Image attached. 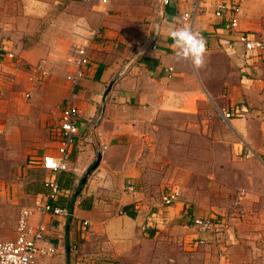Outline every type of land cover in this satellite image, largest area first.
I'll return each instance as SVG.
<instances>
[{
    "label": "crops",
    "instance_id": "obj_1",
    "mask_svg": "<svg viewBox=\"0 0 264 264\" xmlns=\"http://www.w3.org/2000/svg\"><path fill=\"white\" fill-rule=\"evenodd\" d=\"M160 1L114 0L108 8L99 1H81L87 3L84 9L54 20L35 43L15 47L0 28L5 52L19 56L17 61L0 58V81L6 80L5 90L28 88L37 107L8 105L10 112L19 113L13 123L26 132L46 105L56 110L54 128L66 106L74 103L80 110V133L67 171L43 167L45 156L58 155L52 128L48 142L28 157L13 180L0 176V238L17 237L21 212L17 216L13 206L51 201L47 182L53 179L61 192L51 203L70 212L67 217L41 211L32 216V226L46 225L42 245L55 250L36 264H264V240L248 232L247 216L230 220V228L218 226L215 233L193 226L209 205L206 193L214 200L209 208L217 200L227 208L236 189L249 191L248 210L255 205L259 209L264 201V164L241 157L264 148V62L257 70L250 68L243 45L229 51L218 43L206 51L201 68L190 60L178 61L170 32L184 26L175 17L198 10L195 30L213 32L222 22L215 14L221 0H172L162 9ZM240 27L264 37V0L243 4ZM86 44L91 64L74 86L71 57L77 46ZM42 61L48 72L44 76L32 70ZM19 75L24 76L20 85L15 84ZM236 110L238 115L224 119L223 113ZM172 118L184 121V129L204 130L198 132L202 137L191 138V144L201 147L185 161L187 170L212 177L207 191L201 189L205 186L200 191L159 186L174 171L170 165L162 174L161 160L169 151L159 153L156 147L164 143L159 137ZM241 159L248 161L247 169L238 173L233 167ZM130 184L135 193L128 191ZM171 188L180 199L165 207L162 196ZM236 204L239 211L243 203ZM151 212L158 218L146 229ZM86 221L87 227L93 225L91 232L85 231ZM198 239L216 243L195 248Z\"/></svg>",
    "mask_w": 264,
    "mask_h": 264
},
{
    "label": "rangeland",
    "instance_id": "obj_2",
    "mask_svg": "<svg viewBox=\"0 0 264 264\" xmlns=\"http://www.w3.org/2000/svg\"><path fill=\"white\" fill-rule=\"evenodd\" d=\"M244 3L241 4V10ZM84 5H87V3H83L79 0H0V28L7 34L6 42L9 44L12 42L14 47L22 44L23 42L25 44L31 42L35 43L37 38L43 34V31L47 29L50 30L52 28L54 20H58L62 17L65 19L67 17H72V15L76 14L78 10L84 9ZM38 13H41V15H38ZM194 13H196L197 16L198 10H195ZM178 18L179 17H175V19ZM2 40L4 41V39ZM3 41L0 40V42L5 45L6 42L4 43ZM7 58L12 61L19 60L18 54H16L15 59L10 57ZM15 70H17V67ZM22 78L24 81V76H17L15 84L20 85ZM28 80L31 82L29 76ZM6 83L5 79L0 81V176L11 178V180H13L19 173L20 168L27 163L28 157L32 156L33 152L38 148H43L45 143L48 142L47 138L49 131H51L54 124L57 123L58 118L56 116V110H54L53 106L47 107L45 105V113L43 115L39 114V117H35L39 118L38 123L30 126L26 132L24 131L26 129H21V125L16 126L12 120L18 118L17 116H19V113H12L13 111L10 112L8 105H17L19 107L25 106V108H32V110L37 107L34 103L35 101L33 102V95L31 92L29 93L28 88L20 89L19 87H15L14 89L5 90L7 86ZM5 110H7V112H5ZM41 118L44 119V122ZM184 123V121L172 118V120L169 121L170 127L162 130L160 134L159 138L164 143L156 145L158 152L160 153L162 149H165V154H167L169 151V155H166L164 158L165 160H161V168H163L162 170L164 171L162 174L165 175V172H168L170 165L174 167V171H172V173H167L171 176L167 180H161L159 186H162L161 189L168 188L169 185L176 186L180 190H192L196 188L198 189L197 191H200L199 186H205V188L201 189L203 191H207V186L212 181V177L210 175H206V172H198L197 174H194L195 171L187 170L189 163L185 161L189 156L191 157V154L197 152V149H200L201 147L199 145L191 144V138L202 137V135L198 132L204 130H197L194 128L184 129L182 128ZM166 140L171 141V144L165 143ZM185 140H189L188 145L185 143ZM241 157L244 156L241 155ZM192 158L194 159L193 161L197 159L194 155ZM246 162L248 161L244 159L237 161L233 167L234 170H238V173L245 172L247 169L245 165ZM241 192H243L245 197L248 196L249 191L236 189L234 193H231L230 195V199H232V201L227 208H225L226 206L224 205H226V202L223 200H217L214 208H209L213 206L214 200L210 193H206V199H210L207 200V204L209 205L206 209H202L201 216L209 219L214 218V220L221 222L224 226L228 225V228H230V220L235 218L243 220L247 216L250 222L246 227L248 232L250 234H259L262 236L261 239L264 240V201L263 199L260 200L259 203L261 206L259 209L255 205L253 208L248 210L251 203L250 205L247 204L245 207V197L240 199L241 197L239 196V193ZM11 199L13 200L14 196H11ZM237 201H241L243 203L242 206L239 205V211L236 206ZM13 207L15 214L19 216L23 207L19 204H16ZM242 208L245 210L244 213H240V209ZM117 213L120 215L118 211ZM92 226L86 227L85 231L91 232ZM95 236L94 238H97ZM248 238L252 239L250 236ZM0 240L3 241L4 239L0 238ZM97 243H100V240ZM215 243L212 241L208 244Z\"/></svg>",
    "mask_w": 264,
    "mask_h": 264
},
{
    "label": "built area",
    "instance_id": "obj_3",
    "mask_svg": "<svg viewBox=\"0 0 264 264\" xmlns=\"http://www.w3.org/2000/svg\"><path fill=\"white\" fill-rule=\"evenodd\" d=\"M83 2L99 1L104 7L108 8L114 0H79ZM172 0H161V9L169 5ZM247 0H221L216 8V17L222 22L216 26L213 32H198L195 30L196 13L187 12L175 19L184 27L198 32L206 42V51L218 43L225 47L226 50H234V48L241 44L245 48L244 58L247 65L255 70L258 69L259 64L264 62V37L258 33L242 30L240 27L241 4ZM97 32H93L92 39H94ZM89 44L77 46L74 49L71 57L72 63L75 67V72L69 76L74 86L79 85L80 80L85 76L88 66L91 64L89 55ZM8 56L12 59L16 58L14 53H6L3 43L0 42V58ZM34 73L40 72L42 75H47L46 62L43 61L37 67L32 69ZM239 110L235 113L225 112L223 117L226 120L238 115ZM80 110L71 103L62 111V116L59 124L55 126L54 138L58 143V155H47L43 158V167L53 173H60L69 169L70 150L74 146L80 133ZM246 159L257 158L264 164V148L261 153L249 150L244 153ZM49 188L50 202L37 201L34 206H24L21 210L17 224V237L11 240H0V264H36L40 258L51 256L54 253V248H46L42 245L45 238L46 225L41 223L34 227L31 225L32 216L36 211H41L44 215L55 216H69L70 212L67 208H61L52 204V200L56 201L60 195V188L55 179L47 182ZM130 193L136 192V187L133 184L128 186ZM243 199L245 196L243 192L239 195ZM180 199L178 190L171 188L167 190L162 196V202L165 207L173 206ZM242 204L241 201H239ZM240 213H244V209H240ZM158 214L151 212L148 224L145 228L148 229L156 224ZM154 223V224H153ZM84 226H89V222H84ZM195 226L200 232L215 233L218 226H223L221 222L214 220V218L198 217L194 220ZM221 232V230H218ZM219 237V236H218ZM208 242L204 239H198L194 243V247L203 246Z\"/></svg>",
    "mask_w": 264,
    "mask_h": 264
},
{
    "label": "clouds",
    "instance_id": "obj_4",
    "mask_svg": "<svg viewBox=\"0 0 264 264\" xmlns=\"http://www.w3.org/2000/svg\"><path fill=\"white\" fill-rule=\"evenodd\" d=\"M170 36L178 61L190 60L195 68L204 66L206 42L198 32L188 27H177L170 32Z\"/></svg>",
    "mask_w": 264,
    "mask_h": 264
},
{
    "label": "bare ground",
    "instance_id": "obj_5",
    "mask_svg": "<svg viewBox=\"0 0 264 264\" xmlns=\"http://www.w3.org/2000/svg\"><path fill=\"white\" fill-rule=\"evenodd\" d=\"M160 3H161V1H160ZM171 69V68H170Z\"/></svg>",
    "mask_w": 264,
    "mask_h": 264
}]
</instances>
